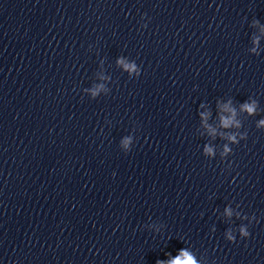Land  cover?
Listing matches in <instances>:
<instances>
[{"label":"clouds","instance_id":"1","mask_svg":"<svg viewBox=\"0 0 264 264\" xmlns=\"http://www.w3.org/2000/svg\"><path fill=\"white\" fill-rule=\"evenodd\" d=\"M120 63H123V60L119 61ZM124 67L126 69L129 70H134L135 69V65H128L125 64ZM96 93L93 92V97H95ZM257 102L255 100L251 101V102H245L241 105V108L243 111H245L246 113H248L249 115H253L256 113L257 111ZM223 110L226 112L231 113L230 116H221L220 117V123L221 126L224 128H229L231 126H233L235 124L236 127H240V122L236 121L234 118L236 116V111L234 108L230 107L229 105H224L223 106ZM204 115V114H202ZM204 119L205 121H207V115H204ZM205 127H207L209 129V132L212 133L213 135L215 134V129L211 128L207 123H205L204 125ZM257 127H264V119L260 120ZM228 139L238 143L236 136L235 135H230L228 136ZM240 139H246V136H241ZM205 153L209 156L213 155V149L211 147H205L204 149ZM231 149H229V147L227 145L224 146V154H227L228 152H230ZM228 215H231V210H226ZM240 234L242 238H247L250 236V232L246 227H241L240 228ZM227 239L229 242H235L236 238L229 233L227 236ZM156 264H198V261L196 259V257L187 249H181L180 250V254L177 255L174 258L168 259V260H157Z\"/></svg>","mask_w":264,"mask_h":264}]
</instances>
